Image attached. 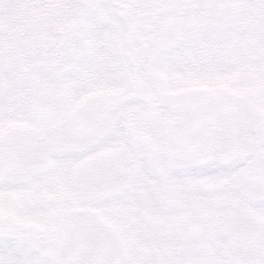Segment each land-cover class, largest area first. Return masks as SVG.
<instances>
[{"label":"snow or ice","instance_id":"obj_1","mask_svg":"<svg viewBox=\"0 0 264 264\" xmlns=\"http://www.w3.org/2000/svg\"><path fill=\"white\" fill-rule=\"evenodd\" d=\"M40 4L78 23L42 33L35 58L0 30V200L65 186L73 225L70 233L52 227L48 237L63 252L42 260L41 238L29 242L0 218V264H264V234L245 246L243 229L232 228L224 256L208 244L221 192L235 193L226 202L237 207L264 201V79L243 91L211 87L264 66V0ZM225 11L244 15L226 24ZM161 186L173 196L158 218L150 193ZM137 205L156 236L173 213L190 228L189 245L129 247L120 221ZM205 218L213 223L200 231Z\"/></svg>","mask_w":264,"mask_h":264},{"label":"rangeland","instance_id":"obj_2","mask_svg":"<svg viewBox=\"0 0 264 264\" xmlns=\"http://www.w3.org/2000/svg\"><path fill=\"white\" fill-rule=\"evenodd\" d=\"M224 18L226 24L232 22V17L243 16L240 11H225L219 14ZM78 18L74 14L62 9H42L40 0H0V30L9 34L13 39L28 42L30 40V53L39 56V48L36 46L37 39L42 33L59 34L63 29L75 26ZM239 39L241 43H249L251 40L250 33L247 30L240 31ZM126 43L121 49L122 54L128 51ZM264 79V66H259L242 73L234 82H215L211 87L215 89L233 88L236 91L246 90ZM178 83L180 78L175 77ZM22 83V82H21ZM212 191H220L219 188L213 187ZM154 215L158 218L161 215V206L172 198L173 194L163 186L154 189L150 193ZM223 201L221 206L216 210L215 223L219 225L217 216H222L226 211L224 203L226 194L221 192ZM71 198V192L62 185L49 186L45 190L33 193L28 196H11L0 200V218L5 220L9 229H21L29 242L40 237L39 247L42 260H48L63 252L61 243L55 239L49 238L48 233L54 225H59L62 231L70 233L73 225V213L71 209L65 207ZM251 209L248 212L247 207H242L247 213L244 214L243 220L240 219V228L244 231L242 245H249L248 240L255 242L257 234H264V201L258 197L251 201ZM235 212V211H234ZM233 215V219L238 223L240 213ZM81 229H88L89 218L84 214H76ZM230 218L231 213H227ZM213 221L205 218L200 225V231L210 230ZM121 230L127 234L130 241L127 245L140 248L143 252H150L155 246L173 247L174 242L189 240L192 236L190 228L178 223L175 215L171 212L167 214V230L160 236L148 230L144 226L143 206L137 205L136 210L121 217ZM223 228L226 227L224 223ZM235 227V226H234ZM233 227V228H234ZM218 231L211 234L208 244L211 247H217L216 255L223 256L229 248L232 247L230 230ZM85 234L90 238H95V233L86 231ZM6 238V233L0 231V239ZM173 242H171V241ZM109 244L113 242L110 238ZM28 246H31L29 243Z\"/></svg>","mask_w":264,"mask_h":264}]
</instances>
